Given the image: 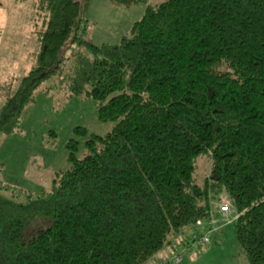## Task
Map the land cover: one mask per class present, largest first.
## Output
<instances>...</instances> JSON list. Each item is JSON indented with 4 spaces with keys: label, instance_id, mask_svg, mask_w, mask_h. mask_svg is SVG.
<instances>
[{
    "label": "trees",
    "instance_id": "obj_1",
    "mask_svg": "<svg viewBox=\"0 0 264 264\" xmlns=\"http://www.w3.org/2000/svg\"><path fill=\"white\" fill-rule=\"evenodd\" d=\"M28 1L41 47L0 106V134L73 44L86 54L74 61L72 93L114 124L88 135L80 156L67 139L69 167L45 195L0 193V264H145L220 195L238 212L247 264H264V0H109L145 6L117 43L98 45L79 30L88 0ZM198 155L210 160L201 184ZM36 217L50 222L25 234Z\"/></svg>",
    "mask_w": 264,
    "mask_h": 264
},
{
    "label": "rangeland",
    "instance_id": "obj_2",
    "mask_svg": "<svg viewBox=\"0 0 264 264\" xmlns=\"http://www.w3.org/2000/svg\"><path fill=\"white\" fill-rule=\"evenodd\" d=\"M162 0H147L154 5ZM144 3L119 7L109 0H88L80 21L81 37L93 44L117 43L138 19ZM39 21L28 0H0V106L13 92L19 79L29 70L41 45L37 33ZM86 52L78 44L63 49L60 69L41 81L34 90L31 102L20 111L12 130L0 134V193L15 201L24 202L26 196L45 195L50 191L53 173L69 167L68 138L77 140L76 155L83 153V141L88 135H104L113 121H100L96 103L88 95L74 94L70 88L76 57ZM75 127L84 128L76 135ZM210 160L206 155L194 159L193 180L201 184L208 176ZM220 196L209 199L207 217L199 224H189L169 237V244L159 249L151 260L165 259V264H247L244 252L236 240V208L228 204L227 215L220 210ZM46 217L28 221L25 234L48 225ZM204 235L207 242L196 243V236ZM179 256L177 261L173 258Z\"/></svg>",
    "mask_w": 264,
    "mask_h": 264
},
{
    "label": "built area",
    "instance_id": "obj_3",
    "mask_svg": "<svg viewBox=\"0 0 264 264\" xmlns=\"http://www.w3.org/2000/svg\"><path fill=\"white\" fill-rule=\"evenodd\" d=\"M224 198V197H223ZM222 201V204L220 205V210L222 212H224L225 215H227V212H228V204H227V201L225 199H221ZM195 224H199V221L197 220L195 222ZM196 243H202V242H207V237L206 236H196ZM179 258V256H176L175 258H173V261H177ZM166 263V260L165 259H158V260H151L150 264H165Z\"/></svg>",
    "mask_w": 264,
    "mask_h": 264
}]
</instances>
